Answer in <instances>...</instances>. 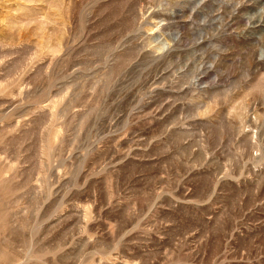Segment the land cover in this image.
I'll return each instance as SVG.
<instances>
[{
    "label": "rangeland",
    "instance_id": "374dc122",
    "mask_svg": "<svg viewBox=\"0 0 264 264\" xmlns=\"http://www.w3.org/2000/svg\"><path fill=\"white\" fill-rule=\"evenodd\" d=\"M0 264H264V0H0Z\"/></svg>",
    "mask_w": 264,
    "mask_h": 264
}]
</instances>
